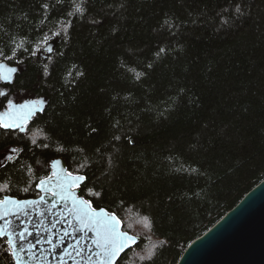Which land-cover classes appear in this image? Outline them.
I'll return each mask as SVG.
<instances>
[{
    "label": "trees",
    "instance_id": "obj_1",
    "mask_svg": "<svg viewBox=\"0 0 264 264\" xmlns=\"http://www.w3.org/2000/svg\"><path fill=\"white\" fill-rule=\"evenodd\" d=\"M0 53V113L46 102L0 127V200L64 157L140 238L117 264H176L264 179V0H0Z\"/></svg>",
    "mask_w": 264,
    "mask_h": 264
},
{
    "label": "water",
    "instance_id": "obj_2",
    "mask_svg": "<svg viewBox=\"0 0 264 264\" xmlns=\"http://www.w3.org/2000/svg\"><path fill=\"white\" fill-rule=\"evenodd\" d=\"M31 102H35L37 109H43L46 104L44 99H28L12 103L20 106ZM38 112L40 111L36 114ZM5 113H9L8 116H4L9 123L17 115L9 107L0 113V116ZM56 161L60 163L53 167ZM51 166L52 171L48 177H52V183L48 187L53 191H59L56 186L58 183L65 184L67 180H70L65 173L84 176L72 173L64 157L53 159ZM54 172L55 176H53ZM48 177L43 179L47 180ZM84 182L79 187H73L71 191L77 197L88 200L79 193ZM38 189L41 194L37 197L18 198L7 194L0 200L10 197L15 201L38 202L36 205L20 208L8 205L7 210L12 214L5 219H0V226L4 225L5 220H10L11 226L8 231L13 235L1 239H13L17 249H25L22 253L21 264H98L97 257L94 255L98 250L92 244L96 234L93 231L81 229L74 216L69 215L68 209L71 208V201H60L58 196L54 197L50 192L46 193L39 187ZM41 197L46 203L40 202ZM53 202H55V207H53ZM91 206L95 208L92 204ZM4 207L0 205V212L4 211ZM95 209L97 212L104 209L108 213H113L104 207ZM24 212L28 215H24ZM41 212L43 215L39 214ZM119 220L121 221L119 230L127 232L123 230L122 220L120 218ZM24 227L28 228L31 235L25 233V239L22 240L19 233ZM65 231L68 232L67 236L64 235ZM127 233L137 238L136 243L140 240L138 236ZM48 239H52L56 246L55 251L52 245L47 243ZM135 244L127 247L124 252ZM31 245H35V248H30ZM74 248L80 251V255L73 251ZM66 251L71 252L74 259L64 255ZM124 252L120 254L119 259ZM176 264H264V179L249 190L208 230L192 240Z\"/></svg>",
    "mask_w": 264,
    "mask_h": 264
},
{
    "label": "snow or ice",
    "instance_id": "obj_3",
    "mask_svg": "<svg viewBox=\"0 0 264 264\" xmlns=\"http://www.w3.org/2000/svg\"><path fill=\"white\" fill-rule=\"evenodd\" d=\"M73 3H75V0H73ZM44 7L47 8V5H44ZM236 11L240 12V9L237 8ZM83 12L84 8L82 6V3L76 4L75 13L82 14ZM75 13L70 12L69 15H74ZM67 26L68 25H65V27ZM55 35H60V33L57 32L55 33ZM49 51H51L50 48ZM9 71H15V69H10ZM4 79L7 80L9 79V77H4ZM3 95H6V93L0 92V96ZM8 106L17 115L14 119H12L11 123H9L7 119H4V116H8L9 113H5L3 114V116H0V127L5 129H19L20 132H25L27 130V124L29 120L36 114L37 111H43L42 108L37 109L35 107V102L17 106L13 104L12 101H9ZM36 142V139L33 138L32 143L35 145ZM43 147L47 148L48 144H43ZM11 151L12 153H16L17 151L22 150L13 148L11 149ZM59 163V161H56L53 164V167H55ZM84 166L85 165H81V167ZM55 175L56 173L54 172L53 176ZM65 176L70 177V180H67L65 184L58 183L56 186L59 188V191H53L51 188L48 187V185L52 183L51 176L48 177L47 180L40 179L37 187L41 188L46 193L50 192L51 195L54 197L58 196L60 201H71V208L68 209L69 215L74 216V218L81 226V229L93 231L96 234V237L93 240L92 244L93 247L98 250L96 253H94V255L97 257L98 264H117V260L119 259L120 254L124 252L127 247H130L131 245L135 244L137 238L135 236L129 235L127 232L119 230L121 221L114 213H108L104 209H100V211L97 212L96 209L91 206L90 201L77 197L71 191L73 187H79L82 182L86 181V176H73L71 173H65ZM85 187H87V185H85ZM26 190L27 189H25V191ZM90 194L96 197L100 196L99 192H91ZM40 202L46 203L43 197H41ZM37 203V201H15L12 200L10 197H5L4 200L0 201V205L5 206L4 211L0 212V219H5V217L12 214L9 213V211L7 210L8 205H13L17 208H20L21 206L26 207L27 205H36ZM55 206V202H53V207ZM23 214L28 215L27 212H24ZM39 214L43 215L42 212ZM10 226L11 221L5 220L4 225L0 226V238L11 237L13 235L11 232L8 231ZM144 226H151L150 223L147 221V218H145ZM25 233L31 235L28 228L24 227V229L19 233L20 239H25ZM64 235L67 236L68 232L65 231ZM61 240H63V237H61ZM47 243L52 245L53 251H55L56 246L53 244L52 239H48ZM7 245L12 248V251L8 253L11 258V261H13L14 264H21L22 253L25 251V249H17L15 246V241L13 239H8ZM30 248H35V245H31ZM5 250L7 251V249ZM73 251H76L77 255H80V251L78 249L74 248ZM64 255L74 259V257H72L71 252L66 251ZM147 258H151V253L148 254ZM142 259H144V257H142Z\"/></svg>",
    "mask_w": 264,
    "mask_h": 264
},
{
    "label": "rangeland",
    "instance_id": "obj_4",
    "mask_svg": "<svg viewBox=\"0 0 264 264\" xmlns=\"http://www.w3.org/2000/svg\"><path fill=\"white\" fill-rule=\"evenodd\" d=\"M11 68L0 66V80L4 79V77H11L13 71H9ZM15 153H12V151H7L2 154H0V165L4 164L6 161L11 159L14 156ZM10 157V158H9ZM4 250V248H3Z\"/></svg>",
    "mask_w": 264,
    "mask_h": 264
},
{
    "label": "built area",
    "instance_id": "obj_5",
    "mask_svg": "<svg viewBox=\"0 0 264 264\" xmlns=\"http://www.w3.org/2000/svg\"><path fill=\"white\" fill-rule=\"evenodd\" d=\"M3 243H4L3 254L5 257H7L8 253L12 251V248L7 245V239L6 238L3 239ZM5 249H7V251Z\"/></svg>",
    "mask_w": 264,
    "mask_h": 264
}]
</instances>
